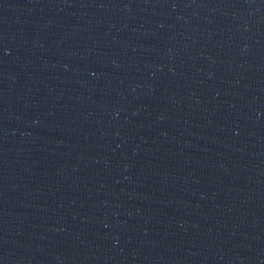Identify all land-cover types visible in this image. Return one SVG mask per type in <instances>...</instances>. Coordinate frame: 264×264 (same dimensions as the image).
<instances>
[{"label":"water","instance_id":"1","mask_svg":"<svg viewBox=\"0 0 264 264\" xmlns=\"http://www.w3.org/2000/svg\"><path fill=\"white\" fill-rule=\"evenodd\" d=\"M0 264H264V0H0Z\"/></svg>","mask_w":264,"mask_h":264}]
</instances>
